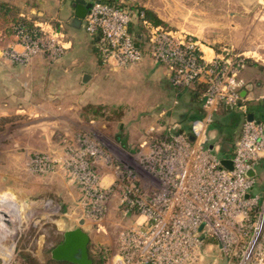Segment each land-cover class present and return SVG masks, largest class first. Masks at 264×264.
I'll return each instance as SVG.
<instances>
[{"label": "built area", "instance_id": "built-area-1", "mask_svg": "<svg viewBox=\"0 0 264 264\" xmlns=\"http://www.w3.org/2000/svg\"><path fill=\"white\" fill-rule=\"evenodd\" d=\"M136 13L144 30L142 45L129 30ZM31 22L29 29L15 27L19 49H4L8 58L56 60L70 48L71 41L50 21ZM83 27L97 37L100 59L112 68L138 64L147 55L165 67L177 93L203 84L202 116L188 131L178 122L147 127L136 155L143 178L115 162L87 133L62 141L57 149L34 152L25 163L28 170L62 173L75 183L87 218L102 220L119 201L123 216L133 220L118 233L113 264H192L203 257L206 245L215 246L225 264H264V203L249 194L255 179L247 175L264 157V121L247 119V101L240 93L245 85L241 69L250 56L226 48L208 55L189 31L155 24L144 10L122 1H92ZM222 106L243 115L231 169L205 146L208 124ZM168 110L162 108L160 115Z\"/></svg>", "mask_w": 264, "mask_h": 264}, {"label": "rangeland", "instance_id": "rangeland-1", "mask_svg": "<svg viewBox=\"0 0 264 264\" xmlns=\"http://www.w3.org/2000/svg\"><path fill=\"white\" fill-rule=\"evenodd\" d=\"M121 1L135 11L149 10L159 20V23L153 22L155 24L189 31L194 39L213 47L215 52L226 48L232 54L243 53L250 56L248 59L264 65V3L260 0ZM135 18L138 19V16L134 15ZM134 30L144 33L140 25ZM62 31L65 39L71 41L68 52L64 51L63 56L67 55L74 60L73 65L79 66L75 71L88 73L91 77L87 84L80 80L78 87L89 89V100L103 102L87 104L91 107L85 112L91 117H100V120L114 121L117 127L119 122L126 127L117 130L115 136L110 138L101 133L100 138L94 133L90 136L103 144L115 162L136 170L143 178L136 156L138 149L131 152L123 149L116 137L120 135L124 140L128 136L135 137L137 146L142 132L153 122L159 123L155 118L161 108H167L174 100L177 101L174 107H181L183 101L180 92L177 93L163 74L151 73L148 67L139 65L146 58L159 66L147 55L138 64L125 67L112 68L100 63L93 48L92 37L84 30L83 19L73 36L67 34L65 27ZM98 106L101 108L96 112ZM172 110L165 114L168 118ZM173 122L177 120L169 121L167 125ZM209 133L207 129L206 135ZM205 146L218 159H222V152L214 146L210 148V142ZM22 178L25 184L9 180L8 185L16 190L5 195L7 200L0 202V210L9 215L5 225L0 222V264H28V258L34 260L35 264H50L51 250L62 241L65 228L75 226L79 218L86 221L82 228L90 237L88 248L92 257L100 264H113L118 233L122 226L130 225L133 220L132 216H123L119 201L110 206L108 215L102 220L87 218L81 206V193L73 182L66 192L52 187L36 190V185L47 180L45 175L31 174L28 177L26 174ZM64 195L70 197L68 214L71 216L61 211L62 206L66 205L64 201H67ZM69 217L71 222L68 224L66 221ZM205 248L203 257L192 264H225L219 259V251L215 246L210 248L206 245Z\"/></svg>", "mask_w": 264, "mask_h": 264}, {"label": "crops", "instance_id": "crops-1", "mask_svg": "<svg viewBox=\"0 0 264 264\" xmlns=\"http://www.w3.org/2000/svg\"><path fill=\"white\" fill-rule=\"evenodd\" d=\"M0 2L15 7L21 14L33 20L50 21L61 31L65 27L67 34L71 36L78 27L72 24L74 0H0ZM7 26L8 23L0 17V202L7 200L4 196L16 190L15 187L8 185L10 179L25 184L23 175L27 174L29 177L35 174L28 170L25 164L34 152L57 149L62 141H75L82 133L89 135L94 133L99 138L101 133L110 138L115 136L117 130L126 128L123 123L119 122L117 127L114 121L100 120V117L84 114V107L87 104L103 102L89 100V89L78 87L84 73L75 71L79 66L73 65L74 60L67 55L62 54V57L56 60L38 56L26 63L13 61L4 55L3 50L8 47L19 49L15 37L8 32ZM204 47L208 55L215 51L213 47ZM67 52L68 49L65 53ZM144 60L139 65L148 67L151 73L163 74L165 79L170 81L165 67L161 64L155 66L154 62L146 58ZM240 77L245 84L240 93L247 101L248 114L251 113L253 118L264 121V65L248 59L241 69ZM203 90V84L184 89L180 93L181 102L183 101L181 107L175 108V104L171 103L165 108L173 109L171 117L160 115L159 112L155 121L168 124L169 121L177 120L180 129L188 131L191 122L202 116ZM242 121L243 115L229 106H222L213 114L207 127L210 132L207 135L209 140L207 142H210V148L214 146L222 152V159L232 158ZM122 132L125 133L124 130ZM116 139L123 149L130 152L133 149L136 151L139 147V144L136 146L135 137L128 136L124 140L118 135ZM98 167L100 169V164ZM253 170L255 182L249 194H257L260 202L264 203V157ZM44 175L47 180L36 185V190L52 187L66 192L72 184L61 173ZM62 178L66 179V182ZM74 186L79 190L76 184ZM64 196L67 201H64L66 205L62 206L61 211L64 215L71 216L68 214L70 211L68 208L71 206L70 197ZM70 218L66 221L68 224L71 222ZM81 220L86 224L84 219L79 218L75 226H68L65 230L77 227Z\"/></svg>", "mask_w": 264, "mask_h": 264}, {"label": "water", "instance_id": "water-1", "mask_svg": "<svg viewBox=\"0 0 264 264\" xmlns=\"http://www.w3.org/2000/svg\"><path fill=\"white\" fill-rule=\"evenodd\" d=\"M98 1V0H96ZM264 3V0H262ZM74 10V17L72 24L79 26L81 20L86 15L91 2L87 0H74L72 3ZM136 46L138 44L136 43ZM90 80V75L84 73L82 75V83L86 84ZM247 119H253V114L249 113ZM109 124V123H108ZM221 165L226 169H231V159H220ZM253 168L248 172V176H252ZM84 221H79V225L72 229H66L63 232V238L60 243H58L51 250V258L57 261H68L76 264H91V260L88 256V245L90 242V237L88 233L82 228Z\"/></svg>", "mask_w": 264, "mask_h": 264}, {"label": "trees", "instance_id": "trees-1", "mask_svg": "<svg viewBox=\"0 0 264 264\" xmlns=\"http://www.w3.org/2000/svg\"><path fill=\"white\" fill-rule=\"evenodd\" d=\"M103 1L110 2L108 0H103ZM142 10H144L146 18H148L152 22L159 23V20H157L152 15V13H150L149 10H147V9H142ZM134 15L138 16L137 13ZM0 17L3 18L8 23V26H7L8 32H10L12 34L15 32V27L22 26L26 29L31 28V25H32L31 21L33 20V18L28 19L25 15L21 16L20 11L18 9H16L15 7H13L7 3H1V2H0ZM139 25H140L139 20L135 18L132 20L130 27H129V30L134 35L136 42L139 45H141V41L143 40V33L140 31L134 30V28L138 27ZM91 37H92L93 48L95 50V53H97V56L100 59V56H99V54L95 48V45H94L97 41V37L96 36H91ZM247 60L248 59L245 60V63ZM99 61L102 62L101 59ZM87 106L88 107L87 108L85 107V109H84V114L86 113L85 111L89 110L91 107V105H87ZM100 108H101L100 106L96 107L95 108L96 112H98L100 110ZM95 110H93V111H95ZM90 251L88 248V256L91 260V264H100V262L98 260L95 261V259L91 255ZM27 261H28V264H35L36 263V262H34V260H30L29 258L27 259ZM49 263L50 264H76V263H72V262H68V261H57V260H54L52 258H50Z\"/></svg>", "mask_w": 264, "mask_h": 264}, {"label": "bare ground", "instance_id": "bare-ground-1", "mask_svg": "<svg viewBox=\"0 0 264 264\" xmlns=\"http://www.w3.org/2000/svg\"><path fill=\"white\" fill-rule=\"evenodd\" d=\"M262 3V0H260ZM207 50V49H206ZM7 212L0 210V222H2L5 225V221L8 219L9 215L6 214ZM8 216V217H7ZM4 227V226H3Z\"/></svg>", "mask_w": 264, "mask_h": 264}]
</instances>
